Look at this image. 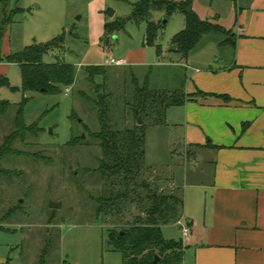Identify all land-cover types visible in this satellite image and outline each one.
I'll return each instance as SVG.
<instances>
[{"label": "rangeland", "instance_id": "rangeland-1", "mask_svg": "<svg viewBox=\"0 0 264 264\" xmlns=\"http://www.w3.org/2000/svg\"><path fill=\"white\" fill-rule=\"evenodd\" d=\"M141 1L0 0L1 57L64 36L63 49L46 54L44 60L56 62L58 56L77 67L75 82L69 90L45 94L23 92L20 66L5 60L0 63V72L11 84L0 87V100L12 104L0 117V147L14 131L16 108L24 96V121L26 125L37 123L35 131L25 133L24 140L18 139L13 144L15 152L3 156L0 162L8 172L0 174V262L41 264L48 244L46 264H123L121 253L109 242V230H124L146 214L136 204H121L120 212H98L97 200L107 184L98 170L102 149L93 137L101 128L99 108L86 98L97 93L87 80L85 67L106 65L104 119L110 129L124 130L139 124L134 108L137 87L144 86L148 76L153 88H175L191 72L184 67L185 63L217 67L226 64L234 54L231 42L227 41L232 34L223 33L204 35L187 56L173 51L172 38L185 28V16L179 11L167 15L165 10H151L150 19L161 23L165 20V25L155 43L146 45L147 21L128 20ZM199 3H212L223 16L231 7L227 0ZM5 8L9 16L7 25L3 23ZM109 8L114 10L113 16L107 13ZM122 19L127 20L123 28L112 33L105 31L107 23ZM131 50L136 53L135 64H105L112 57L128 58ZM170 59L182 65L160 64ZM96 81L101 83V77ZM169 120L168 114L163 124L142 119V124H146L142 178L148 182L158 179L161 192L180 195L185 204L184 173L179 163L183 149L179 148L181 140H176L182 131L176 130ZM203 164L205 170L210 167ZM187 169L191 170L190 164ZM178 175L181 186L175 189L169 185L168 176ZM51 202L60 203L61 207L53 209ZM161 229L168 240L183 238L176 220L161 224Z\"/></svg>", "mask_w": 264, "mask_h": 264}, {"label": "crops", "instance_id": "crops-1", "mask_svg": "<svg viewBox=\"0 0 264 264\" xmlns=\"http://www.w3.org/2000/svg\"><path fill=\"white\" fill-rule=\"evenodd\" d=\"M230 2L223 16L212 3L194 1L202 19L232 30L234 54L217 67L185 63L191 70L185 91L209 95L167 110L170 123L182 131L176 138L183 149L181 218L190 234L182 238L180 264H264V0ZM135 54L112 58L122 61L118 65L135 64ZM171 61L160 64L182 65ZM168 178L173 188L181 186L180 175Z\"/></svg>", "mask_w": 264, "mask_h": 264}, {"label": "trees", "instance_id": "trees-1", "mask_svg": "<svg viewBox=\"0 0 264 264\" xmlns=\"http://www.w3.org/2000/svg\"><path fill=\"white\" fill-rule=\"evenodd\" d=\"M6 1V0H5ZM195 0H142L134 7V12L128 20L141 22L146 20L145 44L153 45L163 27L161 21L154 22L150 19L152 9L165 10L167 15L179 11L185 16V28L172 38L173 51L187 56L202 37L209 33L232 34L220 24L208 19H202L194 10ZM235 1V0H230ZM3 23L7 25L9 16L4 9ZM127 20H119L105 25L106 32H113L124 27ZM228 37L227 41L231 42ZM64 47V36H59L44 44H32L18 52H12L4 58L0 56V62L14 63L20 66L22 75V91H35L45 94H58L64 89L70 88L75 82L77 67L55 56L56 62H46L44 56L48 53L61 50ZM87 80L94 87L97 96L84 97L93 101L99 108L101 128L94 132L93 137L99 141L103 157L100 161L99 172L105 177L106 188L98 197V212L117 210L120 205L128 206L136 204L146 217H138L132 225L124 230L110 229L109 242L113 249L120 252L123 264H154L156 256L159 260L156 264H180L184 256L183 240H168L163 236L161 224L171 220L176 222L181 218L184 202L177 194H165L161 192L158 179L148 182L143 176L145 164V130L146 124H136L132 128L124 130H112L105 122V79L106 65H89L85 67ZM101 77L102 82H97ZM148 76L142 87H137V103L134 106L135 116L142 117L152 124H163L166 112L170 107L183 105L189 98L205 97L209 95L203 91L188 94L185 91V81L175 88H153ZM11 86L8 77L0 74V87ZM81 94V93H80ZM85 94V93H84ZM230 100L229 96H223ZM27 98L16 108L14 119V131L8 135L0 147V162L3 156L13 151V144L18 140H24L25 133L35 131L33 123L26 125L24 121V106ZM12 104L8 100H0V117L5 115ZM15 151H13L14 153ZM8 173L0 164V174ZM50 247L44 248L40 263L46 264V255Z\"/></svg>", "mask_w": 264, "mask_h": 264}, {"label": "built area", "instance_id": "built-area-1", "mask_svg": "<svg viewBox=\"0 0 264 264\" xmlns=\"http://www.w3.org/2000/svg\"><path fill=\"white\" fill-rule=\"evenodd\" d=\"M121 60H117V59H114L112 58L109 62V64H121ZM70 88H67V90H69ZM177 224L181 227V230H182V234H183V239L185 240L189 234H190V227L188 226V224L186 223V221L182 218H180L178 221H177Z\"/></svg>", "mask_w": 264, "mask_h": 264}, {"label": "water", "instance_id": "water-1", "mask_svg": "<svg viewBox=\"0 0 264 264\" xmlns=\"http://www.w3.org/2000/svg\"><path fill=\"white\" fill-rule=\"evenodd\" d=\"M107 13L111 16L114 15V10L109 8ZM162 25H165V20L161 23ZM143 121H142V117L140 116L139 117V124H142ZM52 130V129H51ZM50 207L53 208V209H56V208H60L61 207V204L60 203H57V202H51L50 203ZM159 260V256H156L155 260H154V264L157 263V261Z\"/></svg>", "mask_w": 264, "mask_h": 264}]
</instances>
